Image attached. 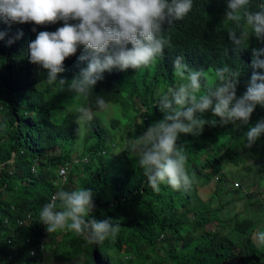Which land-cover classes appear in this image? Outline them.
<instances>
[{
	"label": "trees",
	"instance_id": "16d2710c",
	"mask_svg": "<svg viewBox=\"0 0 264 264\" xmlns=\"http://www.w3.org/2000/svg\"><path fill=\"white\" fill-rule=\"evenodd\" d=\"M257 2L251 0L253 6ZM225 7L226 0H193L182 20L163 26L162 35L170 46H165L162 55L137 70L105 72L86 96L68 92L58 83L49 84L47 71L28 58V43L37 33L55 31L63 26L62 21L9 26L0 20V31L8 34L0 39V264H42L51 257L63 264L74 260L79 264H264L263 245L252 237L257 227L253 217L261 215L262 209L241 212L242 216L233 212L237 201L253 197L248 189L256 182L232 188L234 175L227 169L250 172L257 168L264 174V136L249 148L245 132L251 125L206 124L198 135L181 134L177 143L185 145L186 168L194 178L186 191H175L167 184L153 191L143 170L135 166L139 153H133L137 137L162 118L154 105L156 93L181 82L173 70L176 57L183 56L190 68H204L209 85L217 82L218 68L239 71L237 95L246 90L253 72L251 49L264 48V43L253 36L247 49L233 52L227 35L231 25L223 19ZM17 30L23 36L8 45V37ZM82 54L78 48L66 58L65 71L58 76L71 80L86 67L87 61L79 59ZM97 95L103 96L105 108H122L108 125L98 115L105 108L97 107ZM64 107L71 109L57 122L56 113ZM81 107L89 110L91 119L83 129L82 150L74 162L71 151L80 137L77 116ZM261 117L264 107L257 105L250 122ZM204 118L215 119L210 112ZM123 128L129 129L118 143L117 132L123 134ZM61 164L68 167L63 185L56 184ZM215 177L212 193L203 199L201 188ZM58 185L69 191L91 189L96 205L92 215L120 223L116 237L96 245L67 230L49 235L39 213Z\"/></svg>",
	"mask_w": 264,
	"mask_h": 264
},
{
	"label": "clouds",
	"instance_id": "9594fccd",
	"mask_svg": "<svg viewBox=\"0 0 264 264\" xmlns=\"http://www.w3.org/2000/svg\"><path fill=\"white\" fill-rule=\"evenodd\" d=\"M192 7L193 0H0V20L9 26L62 21L63 26L55 31L37 33L28 43V58L47 71L49 84L58 83L68 92L86 96L104 79L105 72L137 70L153 63L165 46H170V40L162 35L163 26L182 20ZM223 19L231 25L227 35L233 52L247 49L253 36L264 43V0H258L255 6L251 0H226ZM31 31L37 32L36 27ZM7 35L0 31V39ZM22 36L23 31L17 30L7 44ZM78 48L83 49L79 59L87 61V66L71 80L58 76L65 71V59L76 54ZM262 57L264 48L251 49L253 72L239 96V71L218 68L217 82L209 85L204 68H190L183 56L174 59L173 70L181 82L156 93L154 105L162 118L149 124L133 145L139 153L135 166L143 170L148 187L158 192L161 184H167L175 191H186L193 185L194 178L186 168L185 145L177 143L181 134L198 135L206 124L251 125L245 132L249 148L264 136V117L250 122L257 105L264 107V72L257 71L264 70ZM202 87L204 92L200 94ZM96 104L101 110L106 107L103 96L97 95ZM206 112L215 119H205ZM90 119L89 110L81 107L77 122ZM95 207L91 189L69 191L58 185L50 201L42 206L39 221L49 235L67 230L88 244H102L109 236L116 237L120 223L111 217L96 219L92 215ZM259 241L264 245V234Z\"/></svg>",
	"mask_w": 264,
	"mask_h": 264
},
{
	"label": "rangeland",
	"instance_id": "374dc122",
	"mask_svg": "<svg viewBox=\"0 0 264 264\" xmlns=\"http://www.w3.org/2000/svg\"><path fill=\"white\" fill-rule=\"evenodd\" d=\"M144 91H146V90H144ZM137 102H138V104L140 106H142V103H141L140 100H138ZM143 107H142V111L144 110ZM66 109H71V108L64 107V109H62L61 111H58L56 113L57 122H59L61 120L62 114L65 113ZM119 110L121 111L122 108H112L111 106H108L107 108H105L104 111L98 112V115H100L101 120H102V123H104V125H108L109 122H110V120H111V118L116 113H119ZM120 114H121V116H123L122 115V112ZM90 115H91V113H90ZM136 119H137L136 120L137 122L140 121L141 116H140L139 113H137ZM86 123L88 124L89 123V120H87V121H81L80 122V137L77 139V141L74 143V145L72 147L71 155H73L72 157L74 158L73 159L74 162H77L78 157L76 155H78L79 151L82 150V145H83V139H82V137H83V129L85 128ZM127 130H126V128H123V134H122V131L121 130L119 132H117L116 140H118V143L121 141L120 139L124 138V133ZM85 151H86V149H85ZM133 153L135 155L137 153V151L134 148H133ZM82 158L83 159H86L87 158V155L85 154ZM135 159H136V157H135ZM227 169L228 170H231L233 172V175H234V177L231 179V181L233 183V187L232 188L236 187L237 184H242V185H244L247 188L246 185L249 182H252V181H255L256 182V184L251 189H248L249 192L250 191H253L254 192L253 197L252 198H249V199L237 201L236 204H235V206L233 207V212H234V214L235 213H238V214H240V216H242L241 212L242 213H247V210L256 211L259 208L262 209L261 215H259L258 213H256L254 215V217H253L254 220L255 219L257 220V227L252 232V237H253L255 243L256 244H260L259 236L261 234H264V224L261 222V220L264 221V212H263L264 211V195L261 194V192L264 191V174H263V172L259 171L257 168H255L253 171H250V172H246V171L242 170L240 167H232V166H229V167H227ZM235 177L238 178V179H235ZM242 177H244L245 180H243ZM216 179H217V177H215L212 180L211 184H208L205 187L201 188L200 194H201V197L203 199L208 198V195H210V193H212V191L214 189L212 187V184H213L214 180H216ZM252 202H255V203L252 204ZM47 238H48V236L46 234V239H45L46 242H47ZM263 248H264V245H263ZM63 263L64 262H61V261H59L57 259H54L52 257L51 258H48L47 260H44L42 262V264H63ZM65 264H79V262L77 260H74V261L66 262Z\"/></svg>",
	"mask_w": 264,
	"mask_h": 264
},
{
	"label": "built area",
	"instance_id": "2783aa9c",
	"mask_svg": "<svg viewBox=\"0 0 264 264\" xmlns=\"http://www.w3.org/2000/svg\"><path fill=\"white\" fill-rule=\"evenodd\" d=\"M32 171L35 172V166H32ZM67 174H68L67 165L66 164L59 165V167H58V175H57L58 178H57L56 184L59 183V184L63 185Z\"/></svg>",
	"mask_w": 264,
	"mask_h": 264
}]
</instances>
